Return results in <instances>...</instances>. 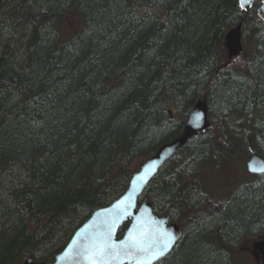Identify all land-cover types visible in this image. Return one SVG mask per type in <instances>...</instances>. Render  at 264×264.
<instances>
[{"label":"trees","instance_id":"obj_1","mask_svg":"<svg viewBox=\"0 0 264 264\" xmlns=\"http://www.w3.org/2000/svg\"><path fill=\"white\" fill-rule=\"evenodd\" d=\"M260 1L246 11L239 0H0V170L21 166L28 176L7 189L0 264L53 261L79 224L125 192L141 163L182 131L206 92L211 129L175 154L143 196L171 220L199 222L195 235L210 256L156 264H243L234 248H217L264 223V180L241 181L231 193L191 185L209 165L230 182L244 138L264 148ZM243 16L240 59L251 72L216 75L218 65L228 70L226 30ZM240 191L257 197L255 212L247 202L232 208Z\"/></svg>","mask_w":264,"mask_h":264},{"label":"water","instance_id":"obj_2","mask_svg":"<svg viewBox=\"0 0 264 264\" xmlns=\"http://www.w3.org/2000/svg\"><path fill=\"white\" fill-rule=\"evenodd\" d=\"M245 10L250 9L256 0H240ZM0 4V14L2 13ZM257 12L264 17V0ZM243 20L226 34V45L231 48L230 57L239 55L243 50ZM190 111L185 131L172 142L164 144L156 154L142 164L139 171L131 177L127 190L108 205L99 206L85 221L79 224L72 237L59 250L53 261L36 260L27 257L21 264H155L167 257L182 235L181 226L169 221L170 215L158 214L153 209L150 197L140 196L153 175L164 165V161L173 156L187 139L208 129L211 124L208 95L200 96ZM249 170L264 172V158L255 152L248 161ZM128 226L120 235L122 225ZM103 246L112 249V254L103 257L94 256V252ZM264 259V237L254 242Z\"/></svg>","mask_w":264,"mask_h":264},{"label":"bare ground","instance_id":"obj_3","mask_svg":"<svg viewBox=\"0 0 264 264\" xmlns=\"http://www.w3.org/2000/svg\"><path fill=\"white\" fill-rule=\"evenodd\" d=\"M240 1V0H239ZM257 1V0H256ZM255 1V2H256ZM262 2V0L260 1V3ZM0 4H1V7H2V3L0 2ZM240 4H241V1H240ZM255 4V3H254ZM260 5V4H259ZM259 5H258V7H259ZM254 6V5H253ZM252 6V7H253ZM242 7V6H241ZM258 7H257V9H258ZM243 8V7H242ZM244 9V8H243ZM245 10V9H244ZM249 10V9H248ZM248 10H246V11H248ZM2 11V10H1ZM1 15V14H0ZM258 15H259V17H261L263 20H264V17L263 16H261L260 14H259V12H258ZM73 17V16H72ZM244 19H245V16H243V17H241L239 20H238V22L239 21H241V20H243L244 21ZM66 25H69V26H71V27H73V28H75V29H77L76 28V25L73 23V20H70L69 18H67L66 19ZM238 22L235 24V25H233V26H231L230 28H228L227 30H226V33H225V47H226V54H225V59H226V61L223 63V69L225 68V69H228V70H221L222 69V66H220V65H218L217 66V69H216V75L217 74H219V73H221V72H223L224 74H227L228 73V71H231V72H233V73H237V74H240V73H238V71H243L244 69H245V73H249L250 74V72H251V63H248V64H245V62H244V59H240V57L242 56V54H243V52H244V49H245V46H244V42H243V44H242V46H243V50H242V52L239 54V55H233L232 57H230V51H231V48L228 46V45H226V41H227V38H226V34H227V31L228 30H230L232 27H234V26H236V25H238ZM64 28V27H63ZM44 30L45 31H51L52 33H55V30L53 29V28H51L50 26L48 27V26H46V27H44ZM43 30V31H44ZM240 59V60H239ZM244 68V69H243ZM204 94H207V92L206 93H204ZM204 94H202V95H204ZM202 95H200V96H202ZM208 96H209V94H207ZM16 96L17 95H14L13 97L14 98H16ZM199 96V97H200ZM198 97V98H199ZM197 98V99H198ZM197 99L195 100V102L197 101ZM195 104V103H194ZM193 104V105H194ZM208 105H209V98H208ZM194 107V106H193ZM192 107V108H193ZM192 110V109H191ZM190 110V111H191ZM190 111H189V113L186 115V120H185V123H184V125H183V127H182V131L180 132V133H178L177 135H175L173 138H171V139H168V140H165L162 144H160L159 146H158V148L155 150V151H153L152 152V155H154V154H156V152L164 145V144H166V143H169V142H172L176 137H178V136H180V135H182L183 134V132L185 131V124L187 123V121H188V119H189V114H190ZM16 112H17V108H13L12 109V116H11V119L13 118V116L16 114ZM209 113H210V105H209ZM209 116V115H208ZM210 117V119H211V116H209ZM212 126V119H211V124H210V126L208 127V129H211L210 127ZM245 126H246V124H245ZM208 129H206V130H204V131H201V132H199V133H197V134H193V135H191L188 139H187V141H186V143L181 147V148H179L177 151H176V153L175 154H177V153H179V151H181V150H183V149H186L187 147H188V145H190V143L192 142V139L193 138H196L197 136H199L200 134H202V133H205L206 131H208ZM225 129V128H224ZM225 135H226V132H225ZM243 143H244V145H245V147L247 148V151H246V153L243 155V159L242 160H240V161H238L237 163H235V164H233L234 165V169H233V175H232V177H231V180H230V182H227V181H225V180H221L220 181V179H221V173H219L216 169H214V168H211V166L209 165V167L208 168H206L205 170H203V172H202V180L201 181H199L197 184L196 183H192V185L191 186H194L195 187V190H197V186H198V189H200L202 192H211V190L217 185V187L218 188H220V189H223V190H225V191H228V192H233L236 188V190H238V188L242 185V184H240L241 183V181L242 182H245L244 183V187H246V186H248V185H250V183H254V184H256V183H260V182H262L263 180H264V172H252V171H250L249 170V166H248V161H249V158L252 156V154L253 153H255V152H259L261 155H262V157L264 158V152H263V149H261V147H263V144L261 143V141L259 140L258 141V139H252V138H248V137H246V138H244L243 139ZM257 148V149H255V147ZM258 146V147H257ZM260 147V148H259ZM261 150V151H259V150ZM175 154L173 155V156H171L170 158H168V159H166L165 161H164V165L166 164V163H168V161L172 158V157H174L175 156ZM152 155H150L147 159H145L142 163H141V166L138 168V169H136L134 172H133V174L136 172V171H139L140 169H141V167H142V164L145 162V161H147L150 157H152ZM163 165V166H164ZM162 166V167H163ZM17 166H15V168H16ZM19 167V169L21 170V172H22V174L25 176V178L26 179H21V180H19L18 182H14L13 180H14V178L16 177V170H15V168H13L12 170H13V172H9V171H4L3 172V175L5 176L4 178H10V180H8V181H6V182H4L3 180H2V185L0 186V193L2 192V190L3 189H8V187H9V183H12V182H14V183H17V184H21V183H24L25 182V180H27V178H28V176H27V170H25L24 168H22L21 166H18ZM161 167V168H162ZM160 168V169H161ZM160 169L153 175V178L149 181V183L146 185V187L147 186H149L151 183H152V181H153V179L156 177V175L158 174V172L160 171ZM132 174V175H133ZM0 175H2V174H0ZM201 177V176H200ZM5 180V179H4ZM220 181V182H219ZM145 187V188H146ZM244 189V188H243ZM144 193V192H143ZM143 193H142V195L140 196V202L143 200V198L145 197V196H143ZM242 193V194H241ZM250 192L248 191H246V192H243V191H240V193H239V197H238V199L234 202V205L232 206V208L234 209H242L243 208V205L247 202V203H250V206H251V211H253V212H255L256 211V209H257V207H258V205H259V203L260 202H258V199H257V197H253L252 195H250L249 194ZM7 194L9 195V193H8V190H7ZM151 199V198H150ZM152 201H153V199H152ZM0 207H1V205H0ZM153 209L155 210V208H154V201H153ZM158 214H160L157 210H155ZM1 217H2V212H1ZM3 220L4 221H6L7 222V220H11V217L10 216H8V218H6V220L4 219V217H3ZM177 223H179L180 224V226H181V223L180 222H177ZM4 224H6V223H4ZM189 224H195V225H197L195 222H190ZM189 224H187V226L185 227V231H183L182 230V228H181V230H182V235H181V239H187V238H191V239H193V240H202V239H200L199 237H197L195 234H194V232L192 231V227L193 226H191V225H189ZM0 225H2L1 223H0ZM189 225V226H188ZM198 226H200V223L198 222ZM201 226H203V225H201ZM247 228H249V226H247V227H244L243 229V232L242 233H244L245 231H246V229ZM121 229V228H120ZM253 229L256 231V233H248V230L243 234V235H241V238H236L234 241H236V240H239V239H243V240H246V242L247 241H253V243L255 242V241H257L258 239H260V238H263L264 237V223L263 222H258L254 227H253ZM120 231V230H119ZM192 231V232H191ZM185 232V233H184ZM187 232H191V233H189L188 235H187ZM207 232H210L209 230H207ZM73 234V233H72ZM70 237H72V236H70ZM231 237H234V236H231ZM231 237H227L228 239H222L221 241V245L220 246H218V250H221V249H225L226 247H227V245H229L233 240H231L230 238ZM195 238V239H194ZM199 238V239H198ZM180 239V238H179ZM68 242V241H67ZM177 243V242H176ZM176 246V245H175ZM174 248V247H173ZM209 256H210V254H209ZM24 260V259H23ZM23 262V261H22ZM21 262V263H22ZM20 263V264H21ZM200 264H202V263H200Z\"/></svg>","mask_w":264,"mask_h":264},{"label":"flooded vegetation","instance_id":"obj_4","mask_svg":"<svg viewBox=\"0 0 264 264\" xmlns=\"http://www.w3.org/2000/svg\"><path fill=\"white\" fill-rule=\"evenodd\" d=\"M169 221H174V220H171L170 218ZM189 225L193 226L192 231L195 234V229L198 226L195 224H189ZM186 226L187 225L181 224V228L183 231H185L184 229ZM191 232H187V235ZM231 247L234 248L235 254L238 253V257L240 256L241 258L242 255L244 256V260L242 259L243 264H264L263 254L261 251H258V249L254 247L253 241L246 242V240L239 239L236 241H232L229 245H227L225 249H221L218 251L219 252L221 251L220 253L225 254V252H229V249ZM219 252H215V254L218 255L220 254ZM167 255H168L167 257L160 259V261L178 259L179 257L180 258H190V257L209 256V253H207L206 247L202 240H193L191 238L181 239L180 237V239H178L177 241L176 246H174V248ZM240 262L241 261L238 259L235 264H240Z\"/></svg>","mask_w":264,"mask_h":264},{"label":"rangeland","instance_id":"obj_5","mask_svg":"<svg viewBox=\"0 0 264 264\" xmlns=\"http://www.w3.org/2000/svg\"><path fill=\"white\" fill-rule=\"evenodd\" d=\"M66 30H67V28H66ZM62 31L65 33L64 28H63ZM250 45H252V41H250L249 44H248V46L251 48ZM254 147H255V146H254ZM257 147H258V146H257ZM259 148H260V147H259ZM255 149H257V148L255 147ZM261 149H264V148L261 147ZM258 150H259V149H258ZM259 151H261V150H259ZM15 170H16V177H15L14 180H13L14 182H18V181L21 180V179H26L25 176L22 174V172H21V170L19 169L18 166L15 168ZM0 174H2V175H0V179L3 180L4 182L10 180V178H4L5 176L3 175V171H1V170H0ZM4 179H5V180H4ZM0 194H1V195H0V205H1V208H0V223H1L2 225H4V223H6V221H4V220H3V217H1V212H2L3 210H5V208H6V205H5V204H6V200H7V198H8L7 189H6V188L3 189L2 192H1Z\"/></svg>","mask_w":264,"mask_h":264},{"label":"snow or ice","instance_id":"obj_6","mask_svg":"<svg viewBox=\"0 0 264 264\" xmlns=\"http://www.w3.org/2000/svg\"><path fill=\"white\" fill-rule=\"evenodd\" d=\"M241 6L243 7V3L241 4ZM110 254H112V249L108 246L99 247L94 252V256H99V257H103V256L110 255Z\"/></svg>","mask_w":264,"mask_h":264}]
</instances>
